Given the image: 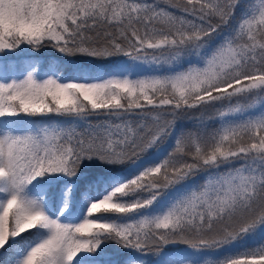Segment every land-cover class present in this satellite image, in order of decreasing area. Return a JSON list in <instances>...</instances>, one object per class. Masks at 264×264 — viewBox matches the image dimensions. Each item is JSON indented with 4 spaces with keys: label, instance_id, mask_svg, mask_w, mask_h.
<instances>
[{
    "label": "snow or ice",
    "instance_id": "snow-or-ice-1",
    "mask_svg": "<svg viewBox=\"0 0 264 264\" xmlns=\"http://www.w3.org/2000/svg\"><path fill=\"white\" fill-rule=\"evenodd\" d=\"M0 264H264V0H0Z\"/></svg>",
    "mask_w": 264,
    "mask_h": 264
}]
</instances>
